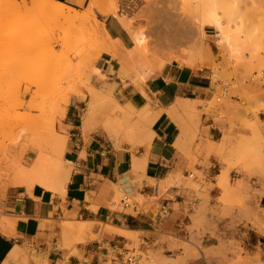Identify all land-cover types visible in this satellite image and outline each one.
<instances>
[{
	"label": "rangeland",
	"instance_id": "rangeland-1",
	"mask_svg": "<svg viewBox=\"0 0 264 264\" xmlns=\"http://www.w3.org/2000/svg\"><path fill=\"white\" fill-rule=\"evenodd\" d=\"M19 1L25 2L26 0ZM100 1L104 8L101 6L99 10H93L92 12L89 11L88 5L85 7L83 2L80 4L81 11L77 10V12L83 16L87 15L86 18H88L87 21L84 22L85 24L82 23L84 27L75 20L65 21L67 24L62 22L64 29L68 26L69 30L73 32L67 34H70V38L74 32L76 35V31H80L77 27L80 26L84 28L85 31L82 29V31H80L81 33L83 32L82 34L80 32L78 33L82 35L81 39L72 36L73 39L70 41H76L77 39V44L76 42L75 44L78 45V47H76V45L74 47L73 45L71 46V43L67 45V41L62 43V40H58V38L64 40V38H60L63 28H61V31H57V29L59 30V28L62 27L61 23L59 24L61 25L60 27L53 23L50 28L51 25L47 22V25H42L43 19V21L39 20L41 25L39 24L40 26L36 28L35 31L28 33L27 36H22V39L19 38L22 41H13L15 43V47H13V45L11 46L13 42L7 39L6 35L15 30V25H10L9 23L8 25H4L0 23L1 189L4 190L10 185H26L29 187L39 185L55 193L60 191L57 180L55 179V166L65 158L68 143L71 139L70 132H73V128L67 123L68 121L65 115L69 105H65V97L72 95V99L79 94L78 97L85 99L89 94L91 86L95 88L110 86L112 96L117 95L118 97L120 94L115 93L117 85H110L108 82L117 79L122 86H127L128 84L133 85L132 77L135 80H139V88H136L137 86L135 84V86H133L139 91L144 92L143 87L148 79L143 83L144 80L142 78L147 70L150 68L152 69L155 66V62L162 58L164 53L169 52L170 49L173 51L186 50L194 43L193 40L196 39V35H194L195 32L192 30L193 26L190 24L193 20L191 17L196 8L195 2H197V0ZM102 10H105L106 13L103 12L105 15L102 13ZM249 13L251 15L252 12ZM106 14L115 16L121 25L123 24L121 21L127 20L131 23L130 25H132V27L134 26V33L144 32L151 41V44L148 46L147 54H145L142 59L139 58L137 62L132 64L130 66L131 68L129 67L130 69L128 71L130 72L128 73L131 76L130 79L118 75L119 63L110 56L112 61H116L113 63L114 70L111 72L110 76L101 74L100 70L97 68V64L101 60V55L106 54V51L101 52L100 50L105 49L101 46H105L104 42L106 43L108 37L112 40L110 41L112 44H110L108 40L106 49H112V46L115 45L113 42L118 44L116 46H119L118 49L114 46L116 47L115 49L122 53L125 51V55H128V52L134 49V41L131 47H125L119 40H114L110 37L104 29V22L102 21V18L108 16ZM253 18L250 20L252 21ZM258 19H256V21H258ZM69 21L71 24L75 21V25H68ZM77 24L79 26H76ZM123 28L127 30L125 26ZM50 29L54 30L55 33L54 31L50 32L52 31ZM50 33L55 37L50 35ZM128 33L133 38V34L131 35L129 31ZM166 33H168L170 39H182H180L178 43H173L171 47L161 45L160 43L164 40L165 35H167ZM86 34L89 35L88 39L86 38ZM105 36L108 37L105 38ZM33 37H37L40 41L43 40L37 42L36 45L30 48H26L28 51L27 55H25V49L22 48V46ZM93 37H95V39ZM206 38L210 52L201 50L203 54L201 51L200 54L198 53L200 56L196 54V56H198H195L193 59L194 61L196 60L197 63L195 61L191 68L206 72L214 92L211 100L201 102L199 109L196 107L197 110L195 111L196 113L194 112L195 114L193 113L194 116L192 115L191 117L192 112L189 111L190 114L183 111L182 115L185 113L190 119L193 124L192 133L195 137L194 139L200 138V141H202L201 127L202 116L204 115L207 116V118L213 117L215 120H221L229 116L232 121H234L235 128L239 131L234 137L225 136L217 145L218 154H221L222 162L225 164L222 170L225 168V170H229V183L223 191V189L218 187L217 176L215 177V188L219 189L221 192L218 197H215V232L211 233V236L215 238V246L209 248L203 246L202 241L208 231L205 219L197 221L193 226L187 228L191 233L189 238L162 236V241L169 243L168 250L172 251V253H166L163 249L158 251L143 250L141 248L142 241L140 237L138 239L137 234H135L136 237L134 239H129L131 243L126 247L129 253L134 252L140 255L141 264H193V262L200 261L203 258H205L208 264H264V259L262 258L263 250L260 248L262 247L260 245L264 244V233L259 227L251 223L255 215L264 216V207L260 202V199L264 196V120L261 121L259 118L261 113L264 112V68L262 69L264 62L261 60L264 58V46L257 59L258 61H255L253 58H250V60L249 58H247V60L245 58L246 65H244V62L243 64L240 62L244 61V59L239 61L233 60V62L227 60L225 57V49H223L224 47L222 45L219 46L220 43L217 40L214 30L207 29ZM47 39H50L51 41H49L51 43L47 42ZM44 40H47L46 44L49 43V45L46 46ZM42 42H44L45 48L44 44L41 45ZM18 43L20 44L18 45ZM102 43L104 45H101ZM19 48L23 51V54L20 52ZM37 48L41 49L37 50ZM91 53L93 56L91 55L90 57ZM259 60L261 61L259 62ZM261 62L263 64H261ZM171 64L180 65L176 61H167L164 68ZM247 64H252L250 69ZM95 69L99 70L96 74L93 72ZM94 75H97L96 79ZM101 80L102 82L99 83ZM98 84L99 87H96ZM72 90L75 92H72ZM83 116L84 115H81V118H83ZM102 117H104V115H95L94 118L96 119L92 121L93 127L94 122L96 125L100 122L99 125H102ZM138 121L137 118H132L133 124L142 127ZM74 124L79 125L77 118L76 121L74 120ZM53 139L66 140V147L60 150V152L62 151L61 153L59 150H57L58 153L52 150L54 144L51 143ZM108 141L116 150L121 149L123 144L139 146L135 141L125 139L123 135L116 141L108 137ZM84 155L85 154L82 153L81 158H83ZM55 156L59 157L56 158ZM134 156L135 155H132V158ZM74 168L75 165L72 164L70 166L71 174L72 171L75 170ZM33 169L39 170L36 177L30 174V171L32 172ZM233 171L243 174V178L236 179V177H232L231 173ZM143 172V170H140L135 173L136 179L133 181V184L137 187H141V181L144 177ZM25 173L30 176H26ZM191 174L193 176L189 177L186 181L191 182L196 180V183L201 182L203 190L212 186L209 182L206 183V178L195 169H191ZM25 177H29L30 179H25ZM154 184L155 182L153 185ZM196 187L200 188L198 185H196ZM166 190V188H159L157 198H144L141 195H137L134 198H130V200L136 202L140 209L144 208V210H147L152 205L157 204L156 201L158 198L167 196ZM108 194L110 196L107 202V207L109 209L127 214H135V212L130 209H122L121 204V208L119 207L120 200L126 195L131 197L130 195L120 192L118 193L116 201L113 193ZM199 211L204 213L208 212L203 208H200ZM204 216L205 215H203V218ZM261 218L264 219V217ZM2 219L3 217L0 212V228L3 227L4 220ZM60 221L63 231L64 225L73 224L77 220L65 216L61 218ZM93 224L94 227L100 230L102 229V225H98L95 222L87 223L89 226ZM94 230L95 228H93L84 239L79 238V236H72L69 240L64 239L63 244L59 243L57 247L60 249L74 248L79 242L84 243L90 239L99 238L100 234L94 235ZM258 242L259 244L257 247H251ZM252 250L256 252H252ZM31 254L35 256L33 250ZM127 255L128 254L124 255V260Z\"/></svg>",
	"mask_w": 264,
	"mask_h": 264
},
{
	"label": "crops",
	"instance_id": "crops-1",
	"mask_svg": "<svg viewBox=\"0 0 264 264\" xmlns=\"http://www.w3.org/2000/svg\"><path fill=\"white\" fill-rule=\"evenodd\" d=\"M53 1L81 11L78 0ZM89 2L85 0L83 5L86 7ZM102 21L112 39L119 40L125 47L133 45L132 37L115 16H105ZM114 62L107 54H102L97 68L101 74L110 76ZM108 83L117 85L115 93L120 95L113 97L120 104L133 102L142 108L151 101L148 104L154 108L153 111L159 110L158 118L151 126V142L141 146L123 144L121 149L116 150L109 144L101 125H95L91 132L82 133L81 115L87 112L89 96L85 99L74 96L65 114L67 123L73 128L65 158L75 165V170L65 184V192L55 193L39 185L0 188V212L4 220L0 228V264H123L124 255L129 253L126 246L131 243L129 239L136 237L135 234L138 239L140 237L143 250L163 249L166 253H172L168 250L169 243L162 241V236L189 238L191 233L187 228L204 219L208 231L203 238V246H215V238L211 236L215 232V197L221 193L215 188V177L219 188L221 174L227 171L229 177V170H222L225 164L221 154H218L217 145L225 136L234 137L239 131L229 116L215 120L204 115L200 141V138L194 139L193 124L185 113L167 115L169 113L166 112L179 97L193 100L195 111L200 108L201 102L211 100L214 90L206 72L178 64L163 67L143 87L149 101L133 85L122 86L117 79ZM98 113L95 114L104 115L102 111ZM263 113L259 116L261 121L264 120ZM76 118L79 125L74 124ZM82 153L85 154L83 158ZM132 155L135 156L132 158ZM135 158L138 163H144L142 169L134 167ZM191 169L201 173L206 183L212 186L203 190L201 182L186 181L193 176ZM140 170L144 171V177L141 187H137L133 181L136 179L135 173ZM231 176L243 178V174L237 171H233ZM154 182L156 191L153 189ZM159 188H166L167 196L158 198L157 204L147 210L140 209L138 214L122 213L107 207L108 193H113L117 201L120 192L133 198L137 195L145 198L152 194L158 196ZM260 202L264 207V196ZM161 205L170 208V215L157 228L153 217ZM200 208L208 212L199 211ZM65 216L75 218L76 222H95L102 225V229L93 224L83 232L75 230L65 237L60 221ZM93 228V234H100L99 238L79 242L74 248L57 247L72 236L86 238ZM123 231L131 233L125 236L121 233ZM258 244L251 247L255 248ZM260 246L264 259V244ZM32 250L35 256H32ZM15 252H19L18 256L12 258L11 254ZM193 264L208 263L203 258Z\"/></svg>",
	"mask_w": 264,
	"mask_h": 264
},
{
	"label": "bare ground",
	"instance_id": "bare-ground-1",
	"mask_svg": "<svg viewBox=\"0 0 264 264\" xmlns=\"http://www.w3.org/2000/svg\"><path fill=\"white\" fill-rule=\"evenodd\" d=\"M83 1L84 0H78L77 3L81 4ZM101 6L103 7L102 2L100 0H91L89 5H88V9L90 12H92L93 10H99L101 8ZM195 7L196 8H195L194 12L192 13L193 16L191 17V19H193V20H192V23L190 24L191 26H193L192 30H194V32H195L194 35H196V39L193 40L194 43L192 45L190 44L191 46L186 50L185 49L184 50L178 49L179 51H173L170 49L169 52L164 53V56L155 62V66L153 65L154 67L152 69L150 68L147 70V72L145 73V75L142 78L144 80L143 83L145 82V80L150 79L151 76H154L155 74L160 73L167 61L168 62L176 61L180 64V66L192 67L196 61V60L194 61V59H193L196 56V54H198V53L200 54L201 50H205L206 52L209 51L207 38H206L207 29H210V30L212 29L216 32L217 40L220 43L219 46L222 45L224 47L223 49H225V57L227 58V60L233 62V60L239 61V60L244 59V61H240L242 64L244 62V65H246L245 64V58H246V60H247V58H249V60H250V58L251 59L253 58L255 61H258L257 59L259 58L261 50L263 49V46H264V0H197V2H195ZM103 12L106 13L105 10L104 11L102 10V13ZM249 12H252L251 15ZM108 14H106V15H108ZM86 17H87V15L86 16L85 15L83 16L82 14L80 15V13H78L77 10L73 9L72 7H69V6L65 5L64 3L56 2L53 0H26L25 2H20L19 0H0V23H2L4 25H6V24L8 25V23H9L10 25L12 24V25H15L14 27H16L13 32L8 33L6 35V38L10 39L12 42L13 41L16 42V40L22 41L19 38H21L22 36H25V35L27 36L28 33H32L33 31H35V29L41 25L40 24L41 22L39 20L43 19L44 21L42 20L43 21L42 25H47V23H48L49 25H51L50 28L52 27L53 23L56 26H58L60 23L62 24V22H65L68 20H70V21L75 20L76 22H79V24H81L82 27H84V24H85L84 22L87 21V19H88ZM251 18H253L252 21L250 20ZM256 19H258V21H256ZM70 21H69L68 25L71 24ZM75 21L73 23L74 25H75ZM255 21H256V24H255ZM44 22L45 23L47 22V23L45 24ZM121 22H123V24H124V25L122 24L123 27L125 26V28L131 33V35L133 34L132 40L134 41V49H132L130 52H128V55L127 54L125 55V53H124L125 51L122 53V52H119L116 50V49H118L119 46H116L118 44H116L114 42H113V44H115L114 46H116L117 48L112 46L114 49L113 48L112 49H110V48L106 49L107 41L109 40V42H110L112 40L108 36H105V38L108 37L109 39L107 38L106 43L104 42L105 46H101V47L102 48L104 47L106 50L103 48L104 50H100V51L101 52L106 51V54L108 56H110L112 59H115L118 61L119 69H118L117 73L119 76L125 77V78L127 77L130 79L131 76L128 73V72H130V71H128L131 68L130 66L132 64H134L135 62H137V60H139V58L142 59V57H144L145 54H147L148 46H149V44H151V41L149 40L148 36L144 32L134 33L133 32L134 26L132 27V25H130L131 23L128 22L127 20H123ZM82 23H84V24H82ZM64 24H67V22H65ZM73 24H71V25H73ZM60 26L61 25H59L58 27H60ZM76 26H79V25L77 24ZM191 26H190V28H191ZM66 27L67 28L64 29L63 24H62V27H60L59 30L57 29V31H61V28H63L62 32H61L62 36L60 38H64V40L59 39V38H58V40H62L61 41L62 43H64V41L65 42L67 41L66 42L67 45L68 44L70 45V43H71V46L73 45V47H74L77 44V42H76L77 39H76V41H72L73 43L70 42L71 39H73L72 36L75 38L78 37L81 39L82 35H80L78 33L80 31L84 30V28H82L80 26L77 27V29H80V31L77 30L76 35L74 32V34L71 35V38H70V34L69 35H67V34L70 32L71 33H73V32L71 30H69L68 26H66ZM90 29H91V27H90ZM50 30H52V29H50ZM54 30H55V27H54ZM54 30H52L50 32H53ZM54 33H55V31H54ZM104 34H105V31H104ZM104 34H103V36H104ZM166 34L167 35H165L164 40L160 44L165 45L167 47L173 46V43L174 44L178 43L180 41V39H182V38H180L179 40H175V39L173 40V39L169 38L168 33H166ZM29 35H31V34H29ZM50 35L55 37L51 33H50ZM50 35H49V37H50ZM58 35H59V32H58ZM77 35H79V36H77ZM52 36H51V39H52ZM88 36L89 35H87V37H86L87 39L89 38ZM90 36H92V35H90ZM75 38H74V40H75ZM93 38L95 39V37H93ZM47 40H44L45 44L47 42L51 41L50 39H49L50 41L49 40L47 41ZM54 40H55V38H54ZM41 41L37 37H33L32 39L25 42V45L22 46V48L25 49L24 54L27 55L28 50H26V48H30V47L36 45L37 42H41ZM3 42H4V40H3ZM14 42L11 44V46L13 45V47H15ZM75 42H76V44H75ZM19 44L20 43H18V45ZM43 44H44V42L41 43V45H43ZM45 44H44V48L47 45H49V43L46 44V46H45ZM104 44L102 43L101 45H104ZM110 44H112V43L110 42ZM13 47H12V49H13ZM76 47H78V45H76ZM41 48H37V50L41 49ZM122 48H123V46H122ZM19 49H17V50H19ZM94 49L96 50L95 47H94ZM15 50H16V48H15ZM13 51H14V49H13ZM20 52L23 54V51H21V49H20ZM206 52H205V54H206ZM126 53H127V51H126ZM201 53H202V51H201ZM91 55H92V53L90 54V57H91ZM261 60H262V62H264L263 61L264 58H262ZM261 60H259V62ZM262 62H261V64H263ZM196 63H197V61H196ZM251 63H252V60H251ZM249 64H247V65L250 69L251 68L250 66L252 64L251 65H249ZM76 66H77V63H76ZM258 66H257V68H258ZM260 66H259V68H260ZM245 67H247V66H245ZM74 68H75V66H74ZM263 68H264V66H262V69ZM93 72L96 74L97 72H99V70L95 69V70H93ZM245 77H247V76H245ZM255 77H256V75H255ZM132 82L137 86L136 88H139V83H138L139 80L138 79L135 80L132 77ZM110 88H111L110 86H101L100 88H95V87L91 86V88L89 89V94H88L89 101L87 104L88 109H87L86 114L83 116L82 122H81V128H82L83 132L88 131V130H90L89 132H91V130L93 128V125H92L93 122L92 121L97 118V117L94 118L95 115L100 114V113H98V111H102L104 113V117H102L103 120L101 123L103 126L102 125L101 126L103 127L105 133L108 135V137L110 139L116 141V140H119V137L121 135H123V137L127 140L137 141L139 146H141L143 144L150 143L152 140V135H153V133L151 131V126H152L153 122L156 120V118H158L159 110L153 111L154 108L152 109L150 107V105L148 104L149 102L151 103V101H149L150 99L142 91H140V94L143 97H145V99H148L147 101H149L144 107L139 108L133 102H129L125 105H122L112 96ZM72 92H75V91L72 90ZM76 93H79V92H76ZM76 93H75V95H76ZM71 94H68V95H71ZM78 95L79 94H77V97H78ZM71 96L65 97L66 99H64V103L66 106L69 104ZM179 98H177L176 103H174L172 105V108H169V110L167 109L168 111H166V112L169 113L167 115H181L183 111L184 112L189 111V112H192V114H191V117H192L193 113L195 112V107L193 105L194 101L190 100V99L182 100L181 98L180 99ZM51 100H52V97H51ZM132 118L133 119L137 118L139 121H142V123H140V124H142L141 125L142 127H138V125L133 124ZM139 121H138V123H139ZM96 123H98V122H96ZM99 124H100V122L98 123V125ZM95 125L96 124L94 122V127H95ZM51 144H54L52 150L54 152L58 153L57 150H59V152H60V150H62L66 147V140L65 139H62V140L61 139L60 140H54L53 139ZM53 155H55V154H53ZM57 157H59V156H57ZM263 162H264V160H263ZM134 163H135L134 164L135 168L142 169L144 167V163L143 164L141 162L138 163L136 158L134 159ZM71 165H72V162L70 160L64 158L59 163H57L55 166V174H56L55 179L57 180L58 188H59L60 192H65V189H64L65 184L70 181V177H71L70 166ZM257 167H259V166H257ZM37 173H39V170H37V169H33L32 172L30 171L31 176L35 175L34 177H36ZM28 175L26 174V176H28ZM26 178H29V177H25V179ZM228 183H229V177H228V172L226 171V172H223L220 176L219 186L224 191L225 188L228 186ZM258 216L255 215L253 218V221H251V223L255 224V226L259 227V229L264 233V219L261 218L264 216H260V215H258ZM87 223H88L87 221L86 222L85 221H78V222H75L73 224H68L66 226L64 225L63 231H64L65 237H68L70 235V233L75 231V230L80 231V232L85 231V229H87L89 227V225H87ZM107 229H110V228H107ZM121 233L123 235L127 236L131 232L123 231ZM18 253L19 252L12 253L11 257L12 258L17 257Z\"/></svg>",
	"mask_w": 264,
	"mask_h": 264
},
{
	"label": "built area",
	"instance_id": "built-area-1",
	"mask_svg": "<svg viewBox=\"0 0 264 264\" xmlns=\"http://www.w3.org/2000/svg\"><path fill=\"white\" fill-rule=\"evenodd\" d=\"M153 189H155V191L157 190L155 185H153ZM152 197L157 198L156 194H152L149 198ZM130 198L133 197H128L127 195L124 196L120 200L121 207L122 209H130L136 214H138L140 212V208L138 204L136 202H132ZM169 215H170L169 207H167L166 205H161L160 207H158V211L155 213L153 217V222L155 223V226H157V228H160L164 224V222L168 219ZM170 236L176 237L175 235H170ZM127 254L128 255L126 259L125 260L123 259V264H141L140 255H137L134 252Z\"/></svg>",
	"mask_w": 264,
	"mask_h": 264
}]
</instances>
